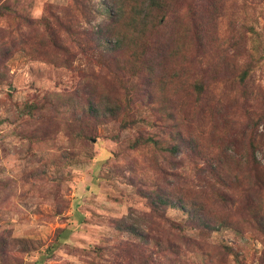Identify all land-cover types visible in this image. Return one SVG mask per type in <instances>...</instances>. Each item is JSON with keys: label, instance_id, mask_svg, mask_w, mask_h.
Segmentation results:
<instances>
[{"label": "rangeland", "instance_id": "374dc122", "mask_svg": "<svg viewBox=\"0 0 264 264\" xmlns=\"http://www.w3.org/2000/svg\"><path fill=\"white\" fill-rule=\"evenodd\" d=\"M0 264H264V0H0Z\"/></svg>", "mask_w": 264, "mask_h": 264}, {"label": "trees", "instance_id": "16d2710c", "mask_svg": "<svg viewBox=\"0 0 264 264\" xmlns=\"http://www.w3.org/2000/svg\"><path fill=\"white\" fill-rule=\"evenodd\" d=\"M160 202L163 204L167 203L165 199H160Z\"/></svg>", "mask_w": 264, "mask_h": 264}]
</instances>
